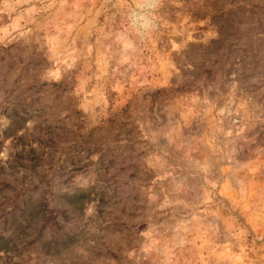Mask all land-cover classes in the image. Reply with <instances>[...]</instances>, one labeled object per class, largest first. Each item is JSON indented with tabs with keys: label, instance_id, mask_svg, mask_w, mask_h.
Returning <instances> with one entry per match:
<instances>
[{
	"label": "rangeland",
	"instance_id": "374dc122",
	"mask_svg": "<svg viewBox=\"0 0 264 264\" xmlns=\"http://www.w3.org/2000/svg\"><path fill=\"white\" fill-rule=\"evenodd\" d=\"M0 264H264V0H0Z\"/></svg>",
	"mask_w": 264,
	"mask_h": 264
},
{
	"label": "clouds",
	"instance_id": "9594fccd",
	"mask_svg": "<svg viewBox=\"0 0 264 264\" xmlns=\"http://www.w3.org/2000/svg\"><path fill=\"white\" fill-rule=\"evenodd\" d=\"M149 25H150V21H148L147 19H145L144 20V23H143V27L144 28H147V27H149Z\"/></svg>",
	"mask_w": 264,
	"mask_h": 264
},
{
	"label": "trees",
	"instance_id": "16d2710c",
	"mask_svg": "<svg viewBox=\"0 0 264 264\" xmlns=\"http://www.w3.org/2000/svg\"><path fill=\"white\" fill-rule=\"evenodd\" d=\"M56 248V247H55ZM57 250H58V248H57Z\"/></svg>",
	"mask_w": 264,
	"mask_h": 264
}]
</instances>
